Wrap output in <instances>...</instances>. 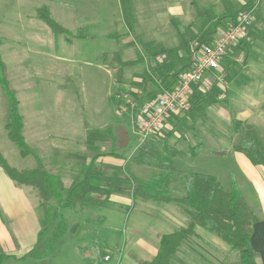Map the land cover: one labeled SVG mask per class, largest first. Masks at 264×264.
Wrapping results in <instances>:
<instances>
[{"label":"rangeland","instance_id":"rangeland-1","mask_svg":"<svg viewBox=\"0 0 264 264\" xmlns=\"http://www.w3.org/2000/svg\"><path fill=\"white\" fill-rule=\"evenodd\" d=\"M245 1L247 0H0V57L6 66L9 87L21 103L18 111L24 116L25 144L34 148L36 139L40 137L38 143L44 138L40 143L47 149L49 147L53 154H55L53 145L66 147L68 149L63 151V158L68 156L70 161L83 165L95 154L103 155L110 151L116 152L124 159L121 161L122 159L117 160L113 157L103 165L105 159L101 156L98 159L101 163H95L93 171L99 183L95 182L96 185L92 188L90 186L85 188L82 199L91 203L96 196V208L91 206L82 213L72 212L73 209L63 212L69 221L70 215L73 221L83 224L89 231L96 229V236L90 233L89 236L80 235L65 240L63 238V245L58 243L52 256L42 260L30 258L32 260L30 262L116 264L119 255L128 253L126 249L124 250V245L130 221L140 225L141 218L145 215L142 213L145 206L157 204L144 202L145 206L139 205L137 212H132L131 199H128V209L113 204L105 203L107 207L101 205L113 183L117 182L113 178L128 173L149 180L158 171L152 167L138 166L132 161L138 149V139L133 133L135 113L142 109V102L148 95L151 93L157 95L161 90L152 84L145 90L142 89L145 69L148 68L151 77L159 84L165 73L180 66L188 59L189 54L196 52L202 35L211 32H215L216 35L224 29L216 26L218 18L234 13ZM42 6L48 8L55 22L68 30L67 34L55 36L36 17V10ZM259 6L264 17V0H257L254 12L256 16L259 13ZM224 20L229 26V19ZM255 25V33L264 36V20L259 14ZM185 32L190 33V36L186 37ZM113 34L120 36L118 42L120 44H117L115 38L108 37ZM255 40L252 33H249L245 42L248 44ZM257 45L258 43L254 42L249 45L253 59L259 55ZM239 46L232 47L236 52L230 59L235 58L236 62L232 60L234 64L226 66L220 94H225L227 91L225 87L230 79L228 77L234 73L235 75L243 73L250 77V70L245 66L246 62L244 64L248 51ZM171 49L175 51L168 52ZM115 51L121 53L123 61L138 58L144 60L142 65L125 69L121 82H118L116 74L118 66L111 61L112 53ZM104 53H108L105 60L102 56ZM211 86L207 93H217L215 84ZM247 87L250 88V85ZM222 98L225 99L226 96ZM229 103L231 106L228 110L226 106H221L226 110L220 112L218 108H214L217 111H209V116L205 118L213 119L214 114H219L229 121L232 120L229 123L230 130L224 132L226 139H222L227 141L228 151L223 145L220 146L218 153L211 152V148L210 152H200L196 161L201 163L202 167L198 169L200 172L207 174L209 172L220 177V174H223L222 180L225 179L222 182L225 189L230 187L231 182L237 183L242 198L247 202L251 198V191L247 185L243 186V182L231 170L224 177L226 169L235 168L230 146L239 143V134H232L230 131L238 115L236 108L241 105V101L234 97ZM7 107V98L0 87V152L10 166L31 168L36 159L29 156L23 159L2 127L6 121ZM182 115L176 116V119ZM182 122L183 120L178 122L180 126L178 133L169 135L167 141L177 147L181 141L182 147L187 151L189 142L194 145L196 139L188 125L182 126ZM173 127L171 123L170 129L164 131L162 140L166 139ZM212 138L206 137L205 140L209 142ZM34 150L41 153L37 148ZM159 150L162 151L161 146ZM37 156L41 163L45 162L44 164L48 166L44 154ZM63 158L59 155V158L53 161L54 164L64 166ZM189 159L190 157H185L183 160L179 158L175 160L176 172L171 182L172 196H178L182 192V176L185 172L191 171L188 167L191 161ZM119 167L122 168V173L118 171ZM72 169L80 174L79 180L84 178V166H75ZM77 183H79L77 180L74 181L69 190ZM120 183L128 187L129 197L126 198H130V185ZM66 184L68 186L67 181ZM75 193L77 191L73 193V197ZM72 204L76 205L75 201H72ZM55 205V202H50V213L54 211ZM57 222L58 220L54 221V227ZM52 231H55V228ZM211 236L228 247V250L222 252L215 248L213 252L209 243L197 241L201 244L199 250L209 249L213 252V259H210V255L205 256L208 263L240 264L236 251L230 250V247L214 234L209 233L208 239ZM45 240H41L33 254L40 255L46 249ZM80 247L86 248L88 253L85 256L88 258L79 253ZM187 258L185 257V260ZM187 260L185 264H191L190 260Z\"/></svg>","mask_w":264,"mask_h":264},{"label":"crops","instance_id":"crops-1","mask_svg":"<svg viewBox=\"0 0 264 264\" xmlns=\"http://www.w3.org/2000/svg\"><path fill=\"white\" fill-rule=\"evenodd\" d=\"M247 1L245 2L247 3ZM245 2H243L242 4L244 5ZM242 4L239 5V9L241 6H243ZM260 6H259L258 14L260 15L261 19L264 20V17H262V14H261ZM200 12L204 14L203 11H200ZM234 13H228V15H232ZM258 14L256 16L254 13V19L257 18V21H258ZM228 22L231 23L230 19L228 20ZM223 24L227 26L225 24V20L223 21ZM255 26L253 27L252 35L254 36L256 40L251 41V42H254V44L258 43L257 45L258 46L257 51L259 53L258 57H256V59L251 58V52L249 48V45L251 44V42L246 44L245 40L247 38L243 42H241L239 46L246 52L248 51L244 64L246 62L245 66L248 67L250 70V77L246 74L243 75V73H238L236 75L234 73L231 77L230 76L228 77L230 79L228 81L227 86L225 87V90L227 91L225 92V94L223 93L220 94V92L222 91V88L220 87H222L223 85L220 82H218L219 84L216 83L215 73H208L205 75V80L209 82L210 85L215 84V91H217V93L210 94V95L216 96L218 99L224 100V102L214 104L208 107H204V110L202 112L194 114L196 118V121L194 124V132L196 134V137L195 136L194 137L196 140H195L194 145L192 144V142H189L190 145L188 146V149L189 147L195 146L198 140H200L202 142V148L200 152L203 151L204 153H207V152H210L211 151L210 149L212 148L211 152L218 153L221 145L226 146L225 149L226 151H228V148H227L228 143L227 141H222V139H226L224 136V132L227 133V131L230 130L229 126L231 125H229V123H231L232 120H230L231 121L230 122L225 117H222L219 114H214L213 119L205 120V118L209 116L208 115L209 111H217L214 108H218V111L220 112L221 110L225 109L223 107L226 106L228 110V108L231 106L229 105L230 104L229 102L234 97L237 98L239 101H241V105L236 108L238 109V115L237 117H235V120H239V121H242L243 123L252 125L257 132L258 138L264 144V42L262 41V38H264V36L258 35L257 33H255L254 31ZM219 27H222V26H219ZM218 34L219 32L216 35H215V32L214 33L211 32L207 43H210L211 41H213ZM212 35H215V36L211 37ZM248 35H249V32H248ZM110 36L111 35H109L108 37ZM187 36H190V33L187 32ZM234 52H236V50L234 49L230 51L220 63L223 78H224V70L226 66L234 64L235 58L230 59V56H232ZM138 59H142V58H138ZM143 61L144 60L142 59V63H140L141 65L144 63ZM186 63H187V60H185V62H182V64L180 66H177L176 68H182L183 66L186 65ZM140 64H137V65H140ZM146 72L148 73L149 77H151L150 71L148 70V68L145 69L144 73ZM225 75L228 76V74H225ZM170 85L171 83L168 81L166 84L161 85L160 88L164 89ZM248 85H250V88L247 87ZM221 95L222 96L225 95L226 98L225 99L222 98ZM148 96L147 98H145V100H143L142 102L143 105L149 100ZM226 101L228 103L227 105H226ZM18 102H19V105H18L19 107L21 103L19 100ZM210 107H213V108H210ZM244 111H249L252 113V115L249 117H240L239 114ZM21 116L23 119L24 116L23 115ZM173 118L174 119L172 120H175V121L173 123L174 127H173L172 134L178 133L177 131L180 128V126H178V122L181 120H183L182 126L186 124V126L188 125V129H189L190 120L187 117H184L182 115L181 116L182 119L181 118L176 119V116ZM133 122H134V118H133ZM4 124H2L3 129H4ZM218 128L220 130H218ZM221 129H223L224 131H222ZM24 131H25V125L23 122V136H24ZM191 133L193 134L192 131ZM172 134L168 133L166 138L168 137V135H172ZM204 137L205 138L207 137V139L209 137L211 138L213 137V138L212 140L207 142ZM39 138L36 139V142H34L33 145L35 146L34 148H37L39 152L45 155L46 163L48 164V166L44 164L45 162L41 163L40 158L37 156V154L41 155V153L35 152L34 148H32L31 146H28L32 150V153L28 156L34 157L36 159L34 166L28 169L34 168L37 165V161H38L37 159H39L40 160L39 162L43 165V167L49 174L54 173L55 175H57L59 173L58 176L60 175L65 190L69 191L70 186L72 185L74 181L77 180L78 182H81L83 180V178L79 180L80 174L75 169H72V168L75 166H84L88 164L89 161L93 157L96 156V154L95 156H92L90 160L88 161V163L84 165L74 163L70 161L68 156L63 158V154H64L63 151L68 148L58 147V146L53 145L52 143L53 151L55 153L53 154L51 152L52 150L48 146H47L48 147L47 149L43 145V143H40L44 141L42 140L44 138H42L41 141L37 143ZM24 139H25V136H24ZM48 139H49V136H48ZM208 145H211V147L208 148L207 147ZM234 145L235 144H231L229 150L232 151V157L234 160L233 165H235L234 166L235 168L226 169L224 177H226L228 175L227 173L231 170V172L237 175L239 180L243 182V186L247 185V187L251 191V198L246 203L252 209V211L254 212L257 218L256 222L253 224V233L251 236V246L253 250L256 253H258L257 262L259 264H264V167L252 165L250 161L243 154L234 151L233 149ZM178 146L180 149L184 150V148L181 145V141L178 143ZM199 154L193 158H190L191 161L189 162L188 167L190 168L192 172L207 174V173L200 172L198 170L202 167L201 163L199 162L197 163ZM59 155L62 156L63 161H64V166H61V167L55 165L53 162L56 158H59ZM2 156L4 157V155ZM102 158L105 159L104 162L102 161L103 165H105L107 160H112L113 157H102ZM178 158L179 157H175L172 159L175 169H176L175 160ZM179 159L183 160V158H179ZM202 160L205 161L204 159ZM121 161H123V159ZM6 162L9 164L7 160ZM97 163L100 164L101 161L97 160ZM120 168L121 167L118 168V171ZM15 169L25 170L24 168H15ZM50 170L52 172H50ZM127 174L119 175V177L116 179L113 178L117 182L113 183L111 190H109L108 192V196L106 197V200L102 202L101 206L107 207L106 204H113V205H117L119 208L120 207H125L126 209L129 208L128 199L132 200V195L130 198H126V197H129L127 195L129 192V189L127 186L120 183V182H123L125 184L128 183L130 185L129 187L130 192H132L131 184L121 179V177ZM207 175L215 176L214 174H211L209 172ZM220 175L221 177L220 176H215V177H217L220 180L221 184L223 185L222 181L225 178H223L222 180L223 174H220ZM113 177H115V175ZM93 179L96 180L95 177ZM66 181L68 182L69 188L66 184ZM94 185L96 184H83L77 190V193H75L74 197L72 196L73 198L72 201H75L76 205H73L71 201V204L68 208L59 210V214L63 218L66 224L65 233L59 241V243H62V245H63V242H62L63 238L65 240V239L72 238V237L77 238L80 235L89 236L90 233H93L96 236V229L89 231L86 227H84L83 224L73 221L70 215L69 217L71 220L69 221L68 220L69 218L66 217L63 213L65 210L71 211L72 209L74 210L72 212L82 213L84 210L89 209L91 206L96 208V198H95L96 196L92 199L93 202L91 203L88 202V200L82 199L85 193V190H86L85 188H87L88 186L92 188ZM72 187H74V185ZM118 189L119 191H117ZM240 189L241 191H243L241 187ZM132 202H133L132 212L133 211L137 212L139 210L138 209L139 205L141 204L144 205V201H141V200H136L135 202L132 200ZM120 203H123V204H120ZM142 213L145 215L144 217L141 218L140 225H136L133 223V221H130L129 232H128V236H126L125 238V245H124V250L126 249L128 253L119 255V257H117L116 259V264H139V261L152 260L153 257L157 254V251L159 248L160 237L163 234H168V233H171L177 230L178 228L185 227L187 224V221L194 215L193 211L190 208L180 205V204H176V203H162V204H157V205H146L145 209L142 210ZM158 219L159 221L157 222ZM47 226L48 225L45 220L44 210L39 204V198L37 195V191L34 188L29 187V186H17L0 168V264H41L40 262H36V261L30 262L31 260L30 258H25V259H22V258L32 249L36 248V246L38 245V234ZM52 229H53V225L49 226V230L47 231L46 235L43 237V240L50 238ZM206 231H202L201 227L197 226L195 228L196 236L188 238V240L184 241L181 244L179 251L172 258L171 264H185V262H188L187 259L190 260L191 264H210L208 263L209 261H207L205 256L210 255L209 256L210 259H213L212 253L214 252L213 250L215 248H217L218 250L222 252L223 251L226 252V249L228 250V247L223 245L217 238L211 236L208 239L210 232L209 231L206 232ZM197 241H204L206 243H209L210 249L212 248L211 250L213 252L209 249L199 250L198 248L200 247L201 244H198ZM78 251L80 254H82L84 258H88V256H85V254L88 253L86 248L80 247ZM2 257H6V259L2 260ZM185 257H188V258L185 260ZM51 259L52 258H50V260Z\"/></svg>","mask_w":264,"mask_h":264},{"label":"trees","instance_id":"trees-1","mask_svg":"<svg viewBox=\"0 0 264 264\" xmlns=\"http://www.w3.org/2000/svg\"><path fill=\"white\" fill-rule=\"evenodd\" d=\"M256 2L257 0H248L247 3L241 6L234 14H227L224 17L218 18L216 26L227 28V26L223 24L225 18L230 19L231 23H233L242 12L253 8ZM36 17L42 21L55 36L68 33L64 27L52 19L47 7H39L36 10ZM256 22L257 18L251 23L248 29L249 33L253 32V27ZM185 35L187 37V32H185ZM209 37L210 33L202 35L198 42L197 49L203 44H206ZM110 38H115L117 44H119V35L114 34L111 35ZM262 41L264 42V38H262ZM174 51L175 49H171L168 52L172 53ZM102 56L105 60L108 57V53H104ZM191 58L192 55L189 54L186 65L182 68L172 69L167 72L163 75L159 84L149 77L147 72L144 73L142 89L145 90L149 84L160 87L169 81L171 85L164 89L162 88L157 94L165 90H170L175 85L182 72L189 68ZM111 61L115 62L118 66L116 72L118 82L122 81L125 69L133 68L137 64L142 63V59L123 61L119 51L112 53ZM0 87L8 102L7 116L4 124L7 138L16 145L19 150V155L24 158L30 155L32 150L25 144L23 136V119L18 111L19 102L14 91L9 87L6 78V66L1 57ZM155 95V93L154 95L151 93L148 99ZM223 102L224 100L218 99L216 96H212L207 92L199 93L194 90L189 100V110L182 114L190 120L189 130L193 132L195 137L194 124L196 118L194 114L202 112L204 107ZM169 122L170 124L174 123L171 119ZM231 128L232 130L230 132H232V134H239V143L234 145V151L243 154L252 165L264 167V144L258 138L255 128L239 120H234ZM172 133L173 128L169 134ZM160 146L162 151L159 150ZM201 148L202 142L200 140H198L195 146L189 147L188 151H184L175 145L169 144L167 138L164 140L158 137L152 138L138 146L136 155L133 157L132 161L138 166H148L157 169V173H154L149 180L140 179L132 174L121 177L122 180L131 184V195L134 202L136 200H141L156 204L176 203L190 208L194 213L193 217L187 221L185 227L178 228L160 237L157 254L152 260L139 261V264H171V260L179 251L181 244L188 240V238L196 236L195 228L197 226L216 235L222 242L230 247V250L236 251L240 264H259L257 262L258 253H256L251 246L253 224L256 222L257 218L252 209L242 198L235 182H231L230 187L225 189L220 180L215 176L188 171L185 172V174L179 173L181 175L183 174L182 192H180L178 196H172L171 182L172 176L176 172L172 159L175 157L193 158L199 154ZM101 156L123 159L122 156L113 151L93 157L88 164L84 165L83 180L74 185L71 190L66 191L61 177L49 174L39 161H37V165L32 169L16 170L6 162L0 153V168L5 174L17 186H29L37 191L39 204L44 210L45 220L48 225L38 234V245L49 230V226L53 225V228H55V231L51 232V237L45 240L46 249L40 255L33 254L35 249H32L22 259L34 258L42 260L54 254L57 244L65 233L66 226L65 221L59 214V210L70 206L73 193L83 184L99 183V181L93 179L96 175L93 168L95 167V163L97 164L98 158ZM119 172L122 173V168L119 169ZM50 202L56 203V207L52 213H50L49 208ZM56 220H58V222L56 223V227H54V221ZM5 259L6 257H2V260Z\"/></svg>","mask_w":264,"mask_h":264},{"label":"built area","instance_id":"built-area-1","mask_svg":"<svg viewBox=\"0 0 264 264\" xmlns=\"http://www.w3.org/2000/svg\"><path fill=\"white\" fill-rule=\"evenodd\" d=\"M254 10L253 7L242 12L213 41L196 49L189 68L182 72L175 85L150 98L135 113L133 133L137 136L138 146L152 138H162L164 131L170 129V119L189 110V100L194 90L199 93L210 90V83L205 80L206 74L215 73L216 82L223 81L220 63L232 47L248 37V29L254 21Z\"/></svg>","mask_w":264,"mask_h":264},{"label":"clouds","instance_id":"clouds-1","mask_svg":"<svg viewBox=\"0 0 264 264\" xmlns=\"http://www.w3.org/2000/svg\"><path fill=\"white\" fill-rule=\"evenodd\" d=\"M251 115H252V113L249 112V111H244V112H241V113L239 114L240 117H249V116H251Z\"/></svg>","mask_w":264,"mask_h":264}]
</instances>
